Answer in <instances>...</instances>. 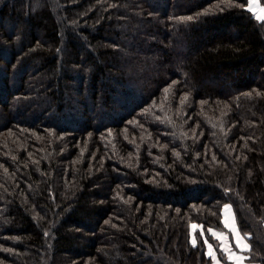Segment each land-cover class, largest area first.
Masks as SVG:
<instances>
[{"label": "trees", "instance_id": "obj_1", "mask_svg": "<svg viewBox=\"0 0 264 264\" xmlns=\"http://www.w3.org/2000/svg\"><path fill=\"white\" fill-rule=\"evenodd\" d=\"M248 7L0 0V264H213L227 204L264 264V20Z\"/></svg>", "mask_w": 264, "mask_h": 264}, {"label": "rangeland", "instance_id": "obj_2", "mask_svg": "<svg viewBox=\"0 0 264 264\" xmlns=\"http://www.w3.org/2000/svg\"><path fill=\"white\" fill-rule=\"evenodd\" d=\"M261 9H264V6L260 4L259 0H253V10L252 11L256 15L264 16V11H261ZM15 74H17V72ZM22 75H23V72H21L20 77ZM18 76H19V74H18ZM74 100H77V97H74ZM44 102H48V101L44 100ZM228 205H230V204H228ZM233 212H234V210H233ZM228 213H229V215H228ZM228 213L227 214L225 213V220L223 219L224 229H215V228L209 229V230H212L211 232L209 231V234L213 240L212 241H209V240L206 241V252H207V254L209 252V245H211V248L213 250V255L216 257V259L214 260L210 256L212 261H213V264H217V261L219 262V264H224V262L221 259L222 255L225 256L229 261H232V262L234 261L236 264H257V263L248 261V254L247 253L250 250V244H249L248 239H247L248 235L243 233L241 231V229L239 228L237 220H236L235 212L231 213V214H230V212H228ZM233 217H234V227L236 229H238L239 235H240V237H242V240L240 242L241 246H237L236 235L231 230V227L226 226V223H225V221H227L228 225H230V226L233 225V219H232ZM193 224L200 226L195 231L191 228L192 239H193V236L196 239L198 232H200L203 229V227H202V225L198 224L197 222L192 223V225ZM212 232L222 234L223 240L221 241L220 239H217L215 236L212 235ZM196 242H197V239H196ZM243 245H247V248L246 249L243 248ZM225 247H228L230 249V252L234 254V256L232 258H230L229 252L224 251ZM208 256H209V254H208ZM244 261L247 263H244Z\"/></svg>", "mask_w": 264, "mask_h": 264}, {"label": "snow or ice", "instance_id": "obj_3", "mask_svg": "<svg viewBox=\"0 0 264 264\" xmlns=\"http://www.w3.org/2000/svg\"><path fill=\"white\" fill-rule=\"evenodd\" d=\"M248 4H249V7H248V10L249 11H252L253 10V0H248ZM261 11H264V9H261ZM255 14V13H254ZM256 18L257 19H262V20H264V16H261V15H256ZM189 19H191L190 17H189ZM230 211V206H228V205H225V213H228ZM233 219V225H228L227 224V221H225V223H226V226H229V227H231V230L233 231V233L236 235V240H237V246H241L240 245V242H241V240H242V237H240V235H239V232H238V229H236L235 227H234V217L232 218ZM200 226H198V225H195V224H193V225H191V228L195 231L197 228H199ZM210 232L212 231V230H209ZM212 235L213 236H215L217 239H221V240H223V235L222 234H220V233H216V232H212ZM206 242V241H205ZM192 243H193V245L195 246V244H196V239H195V237L193 236V239H192ZM243 248H247V245H243ZM224 251L225 252H229V256H230V258H232L233 256H234V254L233 253H231L230 252V249L228 248V247H225L224 248ZM208 254H209V256H211L214 260L216 259V257L213 255V250H212V248H211V245H209V252H208ZM217 264H219V262L217 261Z\"/></svg>", "mask_w": 264, "mask_h": 264}, {"label": "crops", "instance_id": "obj_4", "mask_svg": "<svg viewBox=\"0 0 264 264\" xmlns=\"http://www.w3.org/2000/svg\"><path fill=\"white\" fill-rule=\"evenodd\" d=\"M227 205H228V204H227ZM228 206H230V211H229L230 214H231V213H234V212H233V207H232L231 205H228ZM226 214H227V213H226ZM228 215H229V213H228ZM223 219L225 220V207H224V210H223ZM216 231H217V230H216ZM244 238H245V237H244ZM220 240H221V239H220ZM221 241H222V240H221ZM233 262H234V261H233ZM244 263H247V262L244 261ZM234 264H236V263L234 262Z\"/></svg>", "mask_w": 264, "mask_h": 264}]
</instances>
